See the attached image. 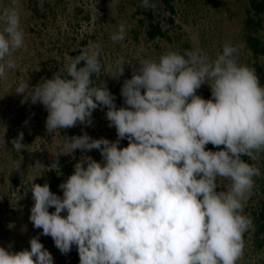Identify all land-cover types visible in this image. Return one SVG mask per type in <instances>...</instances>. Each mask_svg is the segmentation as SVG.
I'll return each mask as SVG.
<instances>
[{
    "label": "clouds",
    "instance_id": "obj_1",
    "mask_svg": "<svg viewBox=\"0 0 264 264\" xmlns=\"http://www.w3.org/2000/svg\"><path fill=\"white\" fill-rule=\"evenodd\" d=\"M141 6L155 5L142 0ZM0 25L3 77L15 69L13 55L25 34L14 5L0 12ZM126 35L121 24L111 39L121 42ZM236 52L226 43L214 60L190 50L140 59L121 87L126 106L119 108L106 82L93 79L104 68L99 45L68 58L64 74L31 88L20 83L14 91L21 103L30 100L47 111L48 135L91 126L93 111L106 107L117 140L63 136L51 167L76 150H99L103 163L82 155L59 185L62 197L48 183L33 182L29 220L42 232L30 239V249L0 247V264H54L40 235L50 236L65 255L75 246L79 264H238L244 234L254 230L244 208L261 175L242 157L257 161L264 154V86L254 70L238 63ZM124 69L120 57L111 76ZM204 84L209 99L197 95ZM23 138L21 132L11 141L17 152L25 148ZM124 139L127 146L119 147ZM208 144L223 148L206 150ZM21 164L13 161L11 171L21 172Z\"/></svg>",
    "mask_w": 264,
    "mask_h": 264
},
{
    "label": "rangeland",
    "instance_id": "obj_2",
    "mask_svg": "<svg viewBox=\"0 0 264 264\" xmlns=\"http://www.w3.org/2000/svg\"><path fill=\"white\" fill-rule=\"evenodd\" d=\"M33 2L47 12V22L32 23L30 3ZM247 2L175 0V23L170 25L167 19L171 14L164 9L160 0H151L155 6L148 8L141 6L142 0H0V12L6 7L15 6L25 34L23 46L13 55L15 69H6L5 75L0 77V247L12 245L10 250L17 252L30 249V239L42 232V229H35L29 220L34 204L30 191L33 182L46 180L55 170L61 178L60 184L63 183L73 173L77 160L85 154L103 163L99 150L93 149L87 153L76 150L72 155H61L58 167H51L53 157L63 145V136L87 133L93 139L103 137L109 141L117 140L115 127L108 126L106 107L93 111L91 126L77 125L48 135L45 129L47 111L42 104H32L30 100L21 103L22 95L14 91L20 83L28 82L31 88L42 83L44 78H52L54 73H62L71 53H78L81 48L91 45H99L104 68L98 81L106 82L115 97L117 108L126 106L121 87L126 79L131 78L139 60L158 59L169 50L195 51L214 60L228 43L237 49L235 55L238 63L251 69V53L243 38ZM148 9L155 13L173 41L148 40L146 27H140L139 16H135L139 10ZM121 24L126 26L127 35L123 41L114 42L111 36ZM31 27L34 29L31 30ZM2 28L3 25H0V30ZM139 50L142 51L137 55ZM120 57L125 59L124 73L113 78L111 75L116 71V61ZM204 88L211 91L207 84L199 90ZM21 132L24 136L21 142L25 148L17 152L12 148L11 141ZM119 147H124L123 140ZM15 160H22L21 172L11 171V163ZM263 160L264 154L256 161L261 175L254 178L255 186L244 208V214L251 220L252 212L259 211L264 201ZM15 175L21 179V187L17 189L13 184ZM228 185L229 181H221L222 190H227ZM53 193L63 196L59 187ZM39 238L41 243H47L49 248L62 254L51 243L50 236L40 235ZM244 242V255L239 264H264V246L257 247L252 230L244 234ZM71 251L77 252L76 247L73 246Z\"/></svg>",
    "mask_w": 264,
    "mask_h": 264
},
{
    "label": "trees",
    "instance_id": "obj_3",
    "mask_svg": "<svg viewBox=\"0 0 264 264\" xmlns=\"http://www.w3.org/2000/svg\"><path fill=\"white\" fill-rule=\"evenodd\" d=\"M175 0H160L164 9L171 14L167 19V22L170 25H174L175 20L174 16L176 15V7L174 4ZM31 4V20L35 25L37 22L45 23L48 20L47 12L40 8L37 2L30 3ZM135 16H139L138 23L140 27H146V36L148 40H167L173 41L168 31L164 29L161 21L157 18L155 13L151 10H139ZM37 21V22H36ZM34 27H31L33 30ZM137 32H135V36L137 37ZM243 38L246 44L247 49L251 53L250 64L251 69L254 70L255 74L259 78V82L261 86H264V0H248L245 9V18L243 23ZM78 53H71L70 57L78 55ZM69 57V58H70ZM101 63L103 64L102 57H99ZM83 64V62H82ZM82 66V65H81ZM65 70L61 73L64 74ZM98 77L94 76L93 79L98 81ZM197 95H200L204 99L211 98V91L209 89H198ZM128 144L127 139L123 140V145L126 147ZM223 148V146H220ZM220 148H215L213 145H206V150L217 151ZM246 160V162L250 164H255L259 168V164L256 161L248 160L247 157H242ZM262 170H264V160L262 161ZM61 178L57 176V172L55 170L51 171V177H47L46 180H37V184L43 185L44 183H48L50 186V190L54 192L60 185ZM14 187L17 189L21 187V179L18 175H15L13 178ZM21 193H24V190H21ZM259 211H253V233L255 236V242L258 248H262L264 246V201L261 203ZM53 212L54 210H49ZM262 236V238H260ZM51 243L55 246L53 239L51 238ZM44 247L51 253L54 264H79V255L78 251H70L66 256L59 254L53 249L49 248L47 243L42 242ZM239 264V261H238Z\"/></svg>",
    "mask_w": 264,
    "mask_h": 264
}]
</instances>
